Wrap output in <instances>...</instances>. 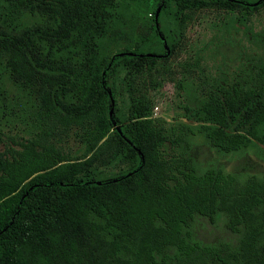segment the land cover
Listing matches in <instances>:
<instances>
[{
	"label": "trees",
	"instance_id": "16d2710c",
	"mask_svg": "<svg viewBox=\"0 0 264 264\" xmlns=\"http://www.w3.org/2000/svg\"><path fill=\"white\" fill-rule=\"evenodd\" d=\"M263 8L264 0H0V110L16 105L32 124L20 148L0 146V264H264V170L193 154L198 136L221 153L264 146V51L253 58L231 36L242 30L264 47V30L250 24ZM205 10L222 15L217 51L250 64L223 60L208 78L199 51L180 62L204 98L186 106L190 121L177 132L147 116L149 92ZM57 135L77 147L60 148ZM214 215H225L235 240L190 231L193 219Z\"/></svg>",
	"mask_w": 264,
	"mask_h": 264
},
{
	"label": "rangeland",
	"instance_id": "374dc122",
	"mask_svg": "<svg viewBox=\"0 0 264 264\" xmlns=\"http://www.w3.org/2000/svg\"><path fill=\"white\" fill-rule=\"evenodd\" d=\"M150 14L147 13V16L144 15L143 18L150 19ZM221 16L216 15L213 10H205L188 22L182 48L166 61L164 65L166 71H161L164 72L162 73L163 77L160 75L162 83L150 89V101L146 110L147 116H151L161 124L173 127L177 132L182 130L181 122L190 121L187 118L186 106L195 107L204 96L200 88L202 86L200 79L183 71L180 68V62L193 58L195 51H199L203 55L202 64L208 78L217 74L218 70L225 66L223 60H226L231 66L237 64V59H239V62L250 64L244 53L240 56L235 54L234 58L232 56V60H227L217 51L216 46L222 39V32L217 31L218 29L213 26V22ZM250 24L254 30H264V8L251 15ZM231 36H233L236 44H239L240 40L244 52L248 51L253 58H257L255 54L264 51L262 43L248 39V35L242 30H231ZM233 50L235 51L236 48L234 47ZM179 82L184 83L183 87H179ZM12 96L9 93L7 99L10 101ZM11 103L9 102V104ZM9 107L7 104L6 108L2 107V110H0V135L3 138L0 141V146L2 149L6 147L7 143H10L12 148H20L19 141L26 140V137L30 135V131H32V124L27 117L20 114L19 107L14 105L11 110ZM63 136L57 135L62 139L58 142L55 141L57 143L55 145L64 150L73 151L77 147L75 137L65 138ZM193 154L203 163L218 165L232 171L260 172L264 170V146L261 145L249 146L234 153H221L214 149L205 138L198 136L193 146ZM189 228L196 237L205 242L235 240L236 238V234L226 225L225 215H214L212 218L208 216L196 217L191 221Z\"/></svg>",
	"mask_w": 264,
	"mask_h": 264
}]
</instances>
